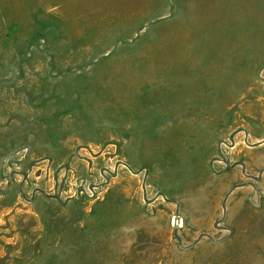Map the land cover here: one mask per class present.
I'll use <instances>...</instances> for the list:
<instances>
[{
	"label": "rangeland",
	"instance_id": "rangeland-1",
	"mask_svg": "<svg viewBox=\"0 0 264 264\" xmlns=\"http://www.w3.org/2000/svg\"><path fill=\"white\" fill-rule=\"evenodd\" d=\"M0 264H264V0H0Z\"/></svg>",
	"mask_w": 264,
	"mask_h": 264
}]
</instances>
